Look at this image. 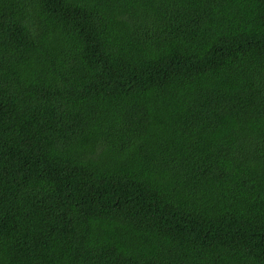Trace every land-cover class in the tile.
<instances>
[{
	"label": "trees",
	"instance_id": "trees-1",
	"mask_svg": "<svg viewBox=\"0 0 264 264\" xmlns=\"http://www.w3.org/2000/svg\"><path fill=\"white\" fill-rule=\"evenodd\" d=\"M161 1L0 0V264H264V0Z\"/></svg>",
	"mask_w": 264,
	"mask_h": 264
},
{
	"label": "rangeland",
	"instance_id": "rangeland-1",
	"mask_svg": "<svg viewBox=\"0 0 264 264\" xmlns=\"http://www.w3.org/2000/svg\"><path fill=\"white\" fill-rule=\"evenodd\" d=\"M125 2H130V1H139V0H124ZM173 0H171L170 3H172ZM162 4H167L168 0H163L161 1ZM153 20H155V17H152ZM144 21L146 19H143ZM2 51L4 54L7 53H11V48L9 47V40L8 38H5L3 40V48ZM201 104L204 105V112L206 115H210V110H208V104H211V100L207 99V101H200ZM173 104H171L169 102V104L167 103H162L160 102V104H145V103H141V102H134V101H129L128 103V116H127V120H131L133 122H136L137 124H143L146 123L147 121L150 120H169L170 119V112L175 111L177 113H182L183 109L181 107H174ZM189 111L192 110L194 108V106H190V107H186ZM72 109V108H71ZM80 110L77 111V113ZM111 118H115L114 116H110ZM90 118L91 119H99L100 118V113L99 112H95L94 110H92L90 112ZM161 134H165L163 132V129L161 128H156L154 130V133L151 135L152 137L149 140V146L151 147V145L153 144V148L155 146H157V138L161 135ZM166 135V134H165ZM162 143H167L166 140H163ZM154 151H152L153 154ZM118 154V152H117ZM125 155H122V157H120L118 155V158L123 161V162H129V160H133V153H124ZM135 156V155H134ZM172 157L168 158L171 159ZM109 160H113L114 163L118 166H120L121 164L124 163H120L117 159V157L115 156V152H107L105 155H102L101 158V163H99L100 167L102 168L101 172L107 176L110 175H114L116 176L117 173H115L114 169L112 168V166H115L114 163L111 164H107V162ZM162 253V250H158V254L160 255Z\"/></svg>",
	"mask_w": 264,
	"mask_h": 264
},
{
	"label": "clouds",
	"instance_id": "clouds-1",
	"mask_svg": "<svg viewBox=\"0 0 264 264\" xmlns=\"http://www.w3.org/2000/svg\"><path fill=\"white\" fill-rule=\"evenodd\" d=\"M5 38H11L9 35H6V34H3V35H0V47L3 48V45H1V41H3ZM7 54H10V53H7Z\"/></svg>",
	"mask_w": 264,
	"mask_h": 264
}]
</instances>
